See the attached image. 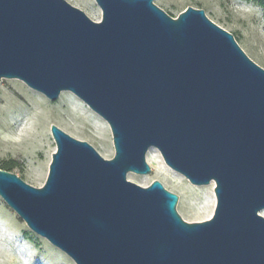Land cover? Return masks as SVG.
Returning a JSON list of instances; mask_svg holds the SVG:
<instances>
[{
	"label": "water",
	"instance_id": "water-1",
	"mask_svg": "<svg viewBox=\"0 0 264 264\" xmlns=\"http://www.w3.org/2000/svg\"><path fill=\"white\" fill-rule=\"evenodd\" d=\"M0 0V81L51 101L75 95L109 126L106 159L56 125L41 187L0 169V198L74 264H264V68L188 6ZM156 148L192 185L213 184L210 218L186 222L160 181L141 186Z\"/></svg>",
	"mask_w": 264,
	"mask_h": 264
},
{
	"label": "rangeland",
	"instance_id": "rangeland-1",
	"mask_svg": "<svg viewBox=\"0 0 264 264\" xmlns=\"http://www.w3.org/2000/svg\"><path fill=\"white\" fill-rule=\"evenodd\" d=\"M66 1L82 10L90 19L101 20L102 13L95 0ZM153 2L173 18L188 6L203 9L208 19L230 32L244 53L264 68V5L259 1ZM52 124L70 136L88 142L102 157H113L114 147L108 124L75 95L64 91L58 99L51 101L20 80L1 79L0 167H9L10 172L29 185L41 187L46 180L52 154L56 150L50 133ZM150 151L154 156L149 160L147 155ZM146 161L151 173H128L129 181L141 186H147L153 180L160 181L168 191L178 196L176 211L186 222H199L212 216L216 203L212 183L205 186L192 185L164 163L156 148L148 150ZM191 187L200 191L192 192ZM260 214L264 216V210ZM0 264L74 262L47 240L32 232L0 198Z\"/></svg>",
	"mask_w": 264,
	"mask_h": 264
},
{
	"label": "bare ground",
	"instance_id": "bare-ground-1",
	"mask_svg": "<svg viewBox=\"0 0 264 264\" xmlns=\"http://www.w3.org/2000/svg\"><path fill=\"white\" fill-rule=\"evenodd\" d=\"M147 156H148L147 158L150 160V159H151V157H153V156H154V154H153V153H151V151H150V152L148 153V155H147ZM162 163H163V162H162ZM164 166H165V165H164ZM165 168H166V169H168V167H166V166H165ZM168 170H171V169H168ZM171 171H172V170H171ZM172 172H173V171H172ZM181 177H182V176H181ZM190 189L192 190V192H197V191H200V190H199L198 188H196V187H193V188L191 187ZM201 191H202V190H201ZM3 229H5V228H3ZM5 231H7V230L5 229Z\"/></svg>",
	"mask_w": 264,
	"mask_h": 264
},
{
	"label": "trees",
	"instance_id": "trees-1",
	"mask_svg": "<svg viewBox=\"0 0 264 264\" xmlns=\"http://www.w3.org/2000/svg\"><path fill=\"white\" fill-rule=\"evenodd\" d=\"M257 1H259L261 4L264 5V0H257ZM0 168L3 169V170H8V171H10V168H9V167H0Z\"/></svg>",
	"mask_w": 264,
	"mask_h": 264
}]
</instances>
